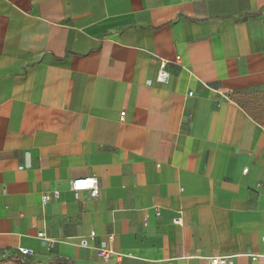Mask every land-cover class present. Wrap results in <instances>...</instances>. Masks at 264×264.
<instances>
[{"label": "crops", "instance_id": "0c3cea01", "mask_svg": "<svg viewBox=\"0 0 264 264\" xmlns=\"http://www.w3.org/2000/svg\"><path fill=\"white\" fill-rule=\"evenodd\" d=\"M249 93H264V0H0V264H264ZM92 175L100 196L76 199Z\"/></svg>", "mask_w": 264, "mask_h": 264}, {"label": "built area", "instance_id": "2783aa9c", "mask_svg": "<svg viewBox=\"0 0 264 264\" xmlns=\"http://www.w3.org/2000/svg\"><path fill=\"white\" fill-rule=\"evenodd\" d=\"M177 61H180V57L176 58ZM166 60H163L160 65V69L157 75V79L160 82H166L168 81L170 75L168 71L166 70ZM190 95H193V92L190 93ZM125 112L121 113V120H124ZM22 168V166L20 167ZM245 172H247V169H244ZM70 188L74 193V196L76 199L80 198V195L82 192H89L90 196L92 198H98L100 196V187H99V180L98 177L95 175L88 176V177H80L73 179L70 183ZM60 196V193L58 190L53 191L52 193H44L42 196V202L43 205H46L49 203L52 199H58ZM173 222L178 225L183 224V218L182 216H177L173 219ZM39 237L44 240L48 247H51L54 244V240L47 236L45 231L39 232ZM95 236L94 231L91 232L89 238H82L80 241L81 246L83 247H90L89 240L93 239ZM109 241L113 240V236H109ZM263 242H264V236H263ZM18 253L23 256H31L35 253V251L31 248L26 247H19ZM96 254L98 258L107 261L113 257L116 258H122L124 255L122 253L117 252L113 247L110 246H101L96 248ZM234 257L235 255H220V256H214L208 259L209 264H234ZM257 256H254L253 259H256Z\"/></svg>", "mask_w": 264, "mask_h": 264}, {"label": "trees", "instance_id": "16d2710c", "mask_svg": "<svg viewBox=\"0 0 264 264\" xmlns=\"http://www.w3.org/2000/svg\"><path fill=\"white\" fill-rule=\"evenodd\" d=\"M235 101L249 116L264 126V93L241 94L235 98Z\"/></svg>", "mask_w": 264, "mask_h": 264}]
</instances>
